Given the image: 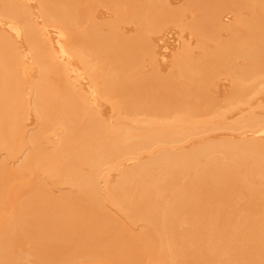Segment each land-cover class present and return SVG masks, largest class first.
Instances as JSON below:
<instances>
[{
	"label": "bare ground",
	"instance_id": "6f19581e",
	"mask_svg": "<svg viewBox=\"0 0 264 264\" xmlns=\"http://www.w3.org/2000/svg\"><path fill=\"white\" fill-rule=\"evenodd\" d=\"M95 2L112 5L115 20H95ZM164 3L0 0L9 27L0 28V151L19 160L0 162V203L10 207L0 264L31 252L32 264H264V107L227 117L264 88V0ZM225 9L236 23H223ZM127 20L132 36L119 23ZM170 20L196 34V46H183L164 74H141L155 53L149 33ZM220 75L232 81L223 100L210 95ZM217 129L239 136H205ZM46 179L69 189L53 196ZM106 201L142 230H128ZM195 250L203 253L192 260Z\"/></svg>",
	"mask_w": 264,
	"mask_h": 264
},
{
	"label": "rangeland",
	"instance_id": "374dc122",
	"mask_svg": "<svg viewBox=\"0 0 264 264\" xmlns=\"http://www.w3.org/2000/svg\"><path fill=\"white\" fill-rule=\"evenodd\" d=\"M162 1L165 2L164 4H167L170 7L182 6V5H184V4H186L188 2V0H162ZM223 1H228V3H231V5H235L237 2H241V0H223ZM242 1L245 2L247 0H242ZM251 1H253V0H251ZM33 3H30L31 6L34 5ZM35 3L38 5V3L36 1H35ZM36 4L34 5V8H32V9H33V11L35 10L37 12V14H38L39 13L37 11L38 9H35V6H37ZM92 8H94L96 10V11H94V12H96L95 13L96 16L94 17V19L95 18H97V19H95V20H101V22L102 21H104V22L105 21H108L109 22L110 20L111 21L112 20H115V17L116 16H115V12H114V7L112 5L105 4V3L95 2V3L92 4ZM227 10L228 9H225L224 14H227L228 16L225 17L224 18V22L223 21L222 22L225 25H227V24L228 25H231V24L236 23L238 21V14H237V12L235 10L230 9V10H228V13H227ZM36 12H35V14H36ZM246 13L247 14H250V13L252 14V13H254V11L253 10L252 11L251 10H247V12H245V14ZM35 14H34V16H35ZM196 14H200V11L196 12ZM191 15H192V13H190L189 11H187L186 14L184 15V17H185L184 19H187L188 20ZM2 17H0V19ZM40 19H38V22L42 23L41 21H43V20L41 19V21H40ZM0 22H1L0 23L1 31L6 28L7 30L5 29L4 32H7L9 30L8 25H6V22H8V20L1 19ZM98 22H100V21H98ZM119 23L121 25L122 31L126 33V34L123 33L124 35L132 36L133 34H135V32L137 30V26H136V24H134L135 23L134 21H133V23H132V21L131 22H129V21L128 22L120 21ZM163 23H162L163 25H161L162 27L160 26L158 28L159 29L158 31H152V32L149 33L150 40H151L150 42L152 43V46H154L153 47L154 49L152 48V50L155 53H153L154 56L152 55V57L151 56L149 57V55H148L149 59L148 58H145L147 60V62L145 63V65L144 64L142 65L143 66V72L144 73H142V71H141L140 72L141 74H146V73L149 74V73H151L153 71V68H155L154 69L155 71L159 72L158 70H160V72H163V74H164L165 72H167L169 70L168 68H170V66H172V64H173L172 62L174 61L173 58H175L176 54L179 52L180 49H183V46H185V48L186 47H192V46L194 47L197 44V35L194 34V33H192L189 29L183 30L182 27H181V25H179L180 22H178L176 20H173V21L170 20L168 22H163ZM1 25L2 26L5 25V27H1ZM128 34H130V35H128ZM227 35H228L227 31H225V30H222L221 31L222 38H226ZM19 41H20L19 43L21 45H24L26 43V41L24 39H20ZM26 45L27 44H25V46ZM165 46L168 49V50L165 49L166 52L164 50V47ZM165 56H166V58H165ZM145 59H144V62H145ZM74 60L75 59L72 60V63L74 64V66L75 65L77 67L81 66L80 65V62L76 61L77 59L75 60V62H78L79 65H78V63L75 64V62H73ZM150 60L151 61L153 60V63L150 62ZM150 70H152V71H150ZM34 72L36 73V70L35 69L31 73H29L27 75V78L29 76H31V77L35 76L36 74H34ZM73 75H74V73H73ZM218 77L219 78L214 79V81L215 82L217 81V82L215 83L213 81L212 84H214V85H211L210 86L211 91L210 90L209 91L212 94H210V93L209 94L212 97L217 98L218 100H223V99H225V97L228 96V94H229V92L231 90L232 81H231L230 78H228L225 75H220ZM28 79H30V78H28ZM85 82L86 83H84V84L81 85V87H85L84 90L88 89V85H86V84H88V80L85 81ZM110 102L111 101L106 100L105 98L104 99H101L99 101V108H100L99 110L101 112V117L104 118V119L105 118L109 119V117L113 113L112 112L113 111L112 110V104ZM250 103L252 105L251 104H245V103H238L237 106H239V107H237L235 105L234 108H233L234 110L232 109L235 113L232 110H230V112L232 114H228L227 117L230 120H232L235 117H237L239 113H242V112L246 111V109L248 110V107L249 106H251V107L253 106L254 109H258L260 107H264V88H263V90L260 93L255 94L254 96H252L250 98ZM230 112L228 111V113H230ZM32 113L33 112L31 111L30 114H32ZM26 121L27 122L29 121L28 123H26L30 127V128L28 127L29 129H34L35 128V126H36L35 124H36V121L37 120H36V116L34 114L30 115V118H28ZM31 127H33V128H31ZM52 134H53V132H52ZM50 135L51 134H49V136ZM205 136L208 137V138H218V137L220 138V137H225V136L226 137L227 136H229V137L230 136L231 137H238L239 136V132L238 131L227 130V129H217V130L212 131V132H210L208 134H205ZM52 137L54 138V137H56V135L50 136V138L52 140H55V138L53 139ZM196 138H197L196 140L195 139L193 140L194 142L192 140H189L190 141L189 144H187V142L184 143V144L190 146L193 143H195L196 141H199V137H196ZM48 139H49V137H48ZM45 140L48 142L47 139H45ZM49 144H50V142H49ZM47 145H48V143H47ZM3 153H5V152L4 151H0V162L2 161L3 163H5V165L8 166V168L13 169L17 165V163L19 161L18 158L15 159V158L10 157V156L7 157L8 154H3ZM142 157H145L144 153L142 154ZM131 163L128 162V164H131ZM110 173H111L110 174L111 175L110 176L111 177L110 179L114 181L115 178H116V176L118 175V171L117 170H112V171H110ZM46 183H47L46 184V186H47L46 188L47 189L48 188L50 189L48 191L52 192L53 193V196L56 195V194L59 195L60 193H63V192H60L62 190L67 191L69 189V188L68 189L67 188L63 189L65 186H63L62 189H61V187H59V185L56 186L53 183H51L50 182V179H46ZM103 185H104V188H105V183ZM60 186H62V185H60ZM66 187H68V186H66ZM17 194L19 196L20 193H17ZM255 196H256V194H254L252 197H249V198L244 197V199H240V201L241 202H246L248 199H249V201H255ZM106 202H107L106 205H105V206H107V207H105L106 210L108 212L110 211V214L113 215V217L115 216L114 218L118 219L119 222L123 223V225L128 230H130L133 233L134 232H138L139 233L140 230H142V226H143V223L142 222H135V223L132 222L130 220V218L126 214H124L117 206L113 205L112 203H110L108 201H106ZM242 204H244V203H242ZM8 207H9L8 204H6V203H0V218L1 219L5 218V217L6 218L8 217V213H10V211H8L10 209V207L9 208ZM239 239L240 238H237L235 240V242H234V244L236 245V247L240 243ZM23 247L26 250L27 249H31L32 244L26 241V242H24ZM18 249H19L18 247L15 248L16 251H22L21 249H19V250ZM31 253H33L34 255H29V257L26 260L25 259L24 260L21 259L19 262H21L23 264L24 263L25 264H32V263H29L28 261H30V260L32 261V260H34L37 257H36V255H35L34 252H31ZM202 253H203V251L195 250L194 253L192 254V257L190 259L193 260V258H200L201 255H202ZM68 258H69V256L64 255V256L61 257V260L62 261H65ZM236 260L237 261H242L240 258H238Z\"/></svg>",
	"mask_w": 264,
	"mask_h": 264
}]
</instances>
